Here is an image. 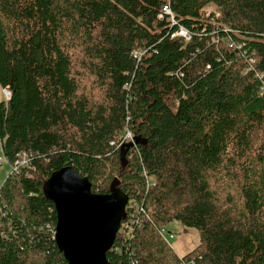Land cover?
<instances>
[{
    "label": "trees",
    "instance_id": "1",
    "mask_svg": "<svg viewBox=\"0 0 264 264\" xmlns=\"http://www.w3.org/2000/svg\"><path fill=\"white\" fill-rule=\"evenodd\" d=\"M263 85L264 0H0V151L30 152L0 185V264H66L42 189L66 165L137 206L108 264H264ZM173 220L199 235L183 256Z\"/></svg>",
    "mask_w": 264,
    "mask_h": 264
},
{
    "label": "water",
    "instance_id": "2",
    "mask_svg": "<svg viewBox=\"0 0 264 264\" xmlns=\"http://www.w3.org/2000/svg\"><path fill=\"white\" fill-rule=\"evenodd\" d=\"M42 189L54 205V241L66 264H108L107 252L127 217V194L118 187L93 192L71 165L52 171Z\"/></svg>",
    "mask_w": 264,
    "mask_h": 264
},
{
    "label": "built area",
    "instance_id": "3",
    "mask_svg": "<svg viewBox=\"0 0 264 264\" xmlns=\"http://www.w3.org/2000/svg\"><path fill=\"white\" fill-rule=\"evenodd\" d=\"M205 11V9H204ZM209 12L205 13L206 15H208ZM159 18H163V17H167V20L170 22H174V13L171 11V8L169 6L168 1L165 2L162 5L161 11L158 14ZM171 37H181L184 40H190L191 39V34L190 32L183 26H179L176 30H174L171 34ZM240 47V46H239ZM145 50L142 49H136L132 52L133 56L136 59H140V57L145 53ZM262 89H264V85L262 87ZM11 96V91L8 87L5 86H0V100H3L5 103L10 99ZM132 140V134L129 130L125 131V133L122 135L120 144H122L123 142L126 141H131ZM3 158H5L1 151H0V164H2L3 162ZM29 162H30V152L28 151H19L14 155V158L12 159V161H10V166H11V172L10 173H18L20 170H22L24 167L29 166ZM143 176L146 179V183H147V187L149 185L152 184L151 179L148 177V174L146 172V170L143 171ZM128 206H132V208H137L136 204L129 201L127 202L126 208ZM135 215L136 212L131 214V217L128 218V216L126 217V219L124 221L121 222L120 224V228L118 230V232H120L121 234H123V236L125 237H129L130 236V231L133 227L134 224L138 223V220H135ZM129 219V221L126 222V220ZM54 232H55V228H54ZM159 234L160 236L163 238V240L170 246L169 244V239L173 238L174 235L172 232H168V235L166 233V229L164 227L159 228ZM171 247V246H170ZM113 248V247H112ZM111 248V249H112ZM117 249V248H114ZM192 262V261H190Z\"/></svg>",
    "mask_w": 264,
    "mask_h": 264
},
{
    "label": "rangeland",
    "instance_id": "4",
    "mask_svg": "<svg viewBox=\"0 0 264 264\" xmlns=\"http://www.w3.org/2000/svg\"><path fill=\"white\" fill-rule=\"evenodd\" d=\"M205 9V11H204ZM215 10V7L210 4L203 8L201 12H211ZM206 15V14H205ZM11 172L10 162L3 158L2 164H0V185L4 181L6 175ZM166 233L172 232L174 237L169 239V244L173 251L183 256L193 250L199 243V235L195 228L185 227L178 221H171L164 226Z\"/></svg>",
    "mask_w": 264,
    "mask_h": 264
}]
</instances>
